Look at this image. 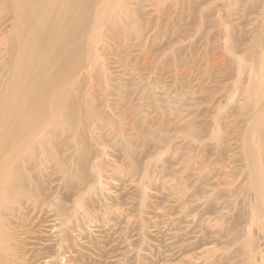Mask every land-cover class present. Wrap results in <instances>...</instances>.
I'll use <instances>...</instances> for the list:
<instances>
[{"label": "rangeland", "instance_id": "obj_1", "mask_svg": "<svg viewBox=\"0 0 264 264\" xmlns=\"http://www.w3.org/2000/svg\"><path fill=\"white\" fill-rule=\"evenodd\" d=\"M118 1L70 67L43 205L1 216L0 264H264V0Z\"/></svg>", "mask_w": 264, "mask_h": 264}, {"label": "bare ground", "instance_id": "obj_2", "mask_svg": "<svg viewBox=\"0 0 264 264\" xmlns=\"http://www.w3.org/2000/svg\"><path fill=\"white\" fill-rule=\"evenodd\" d=\"M11 2L14 32L2 38L3 42L8 44V60L4 64L8 67V74L1 84L0 93L2 95L0 98V219L3 214L8 213L12 204L23 199L34 207L43 205L44 198L39 196V189L33 181L35 179L32 180V171L42 166L45 168L46 163L53 160L51 151L41 148L45 147L47 142L49 145V141L45 140L48 129L65 120L64 125L69 124L66 115L71 111L68 109L71 101L67 102L69 77L72 73L70 67L74 64L78 51L88 46L95 37L96 23L109 8L116 6L115 4L120 1L11 0ZM85 150L87 151V148ZM53 169L61 172L63 166L57 162L54 163ZM2 245L0 239V247Z\"/></svg>", "mask_w": 264, "mask_h": 264}]
</instances>
